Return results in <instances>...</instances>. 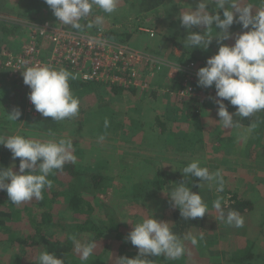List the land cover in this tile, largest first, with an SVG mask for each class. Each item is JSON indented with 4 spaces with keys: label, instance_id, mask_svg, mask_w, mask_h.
Wrapping results in <instances>:
<instances>
[{
    "label": "rangeland",
    "instance_id": "rangeland-1",
    "mask_svg": "<svg viewBox=\"0 0 264 264\" xmlns=\"http://www.w3.org/2000/svg\"><path fill=\"white\" fill-rule=\"evenodd\" d=\"M140 2L141 0H119L117 10L112 14H106L99 8H93L91 14L87 18L81 19L79 23L83 25L85 20L88 24L94 23L97 16L103 17L102 25L94 24L88 30L93 29L91 32H94L97 28H103L110 37H115L131 47L163 61L165 68L158 74L141 72L142 80L150 79L149 88L144 90L129 89L121 96L112 94L110 88L105 85H98L97 93L101 95L103 104L113 105L114 103V106L106 107L104 105L101 109L99 105L97 107L99 111L94 109L93 114L90 111L89 118L92 119L90 118L86 127L76 126L82 128L79 130L80 132L75 129L70 132H59L58 135L54 134L55 140L58 141L61 138L72 140L73 154L77 158L75 163L80 172L89 175L96 173L105 176L107 181L112 180L113 186H108V182H105L102 191L98 193L99 198L95 199L96 202L94 200L93 203L101 210L100 215L106 214L104 206L115 210L119 219L128 222L127 228L149 218L153 213L162 216L165 214V207L170 203V198L166 194L175 187V184H178L177 176H182L185 182L181 171L194 160H199L201 167H207L210 172L222 170L225 188L235 190L241 197L255 202L257 211L252 221L259 222L264 217V128L259 126L258 129V126H255L251 132H248L249 126L241 125L239 128L226 130L219 123L218 108L212 109L210 113L204 110L203 114L198 117L194 116L188 119L181 114L182 111L186 112L185 106L180 101L183 96L175 93L181 78L179 75L174 76L171 67L176 64L183 68L194 64L198 70L205 67L207 59L218 52L219 45L215 38L218 30L214 26L210 30L209 35L214 39L207 49L184 48L183 41L188 35V29L182 26L178 16L181 11H190L195 8L201 0H169L161 9L146 15L141 12ZM213 2V0H208L209 11L215 14V11H219V9H214ZM36 4V0L34 3L29 0H6V9L3 11L8 15L0 14V18L17 21L21 26V29L14 30V33L8 35L0 31V74L3 75L0 79L3 84L0 85L5 88L6 86L14 87L17 91L19 88L26 92V99H19L18 104L14 106V109L18 108L22 112L19 120L14 121L13 124V121L8 118L7 127L3 126L6 127L5 130L12 127L14 135H22L24 134L22 130L26 129V132L30 133L28 135L32 136L30 139L47 141L50 139L51 132L38 131L36 130L38 128L31 126L29 127L30 130L32 129L31 133L26 128V125L34 123V120L41 118L42 115L34 117L28 112V90L30 88L24 84L22 79H15L11 75V71L6 69L5 53L11 51L2 50L11 48L14 53H18L20 51L15 49V45L16 48H22L27 43L26 35L29 28L43 21L59 23L50 8L43 18L37 20L41 11L34 9ZM258 10L253 8L254 12ZM30 18H34V20ZM65 26L75 31H82V29L77 30L71 26ZM147 30L153 31L154 36L152 37ZM189 31L203 34L206 29L194 27ZM178 32L180 36L177 41L169 39L170 36ZM129 36L130 38L127 40ZM234 37L223 43L233 45ZM186 51L192 54L184 56ZM183 56L184 60L186 59L184 63L181 62ZM163 74L165 83L160 84L163 81L161 79ZM157 76L160 77V81L156 82ZM200 88L201 90L196 93L197 95L193 99L200 102L205 101L203 102L205 104L215 103L212 99L216 96L215 87ZM80 104L87 106L84 101ZM229 105L231 104L229 103ZM228 111L233 112L237 109L231 105ZM255 117H259V112L255 113ZM105 120L109 122L108 127L99 131L105 125ZM100 136L105 137L102 143L98 142ZM242 136H246V138H242ZM42 137L44 139H41ZM159 170L172 177V182L166 186L165 192L152 190V186L155 184L153 178ZM86 179L81 178L80 185L86 187ZM208 185L210 184L208 183ZM210 187L211 193H214L215 196L221 194L216 191L215 184H211ZM143 189L150 193L156 192L157 195L155 198L149 199H147L148 196L145 197L146 199L133 197L134 191ZM93 193L96 194L94 190ZM100 215H97L96 218H99ZM247 220L245 219V221ZM235 231L234 226L219 223L216 230V234H219V241L218 244L208 247L207 259L202 258L196 245L190 241H184L186 247V253L183 256L184 263L198 264L199 259H202L204 263L209 262L212 251L221 252L214 261L215 264L226 262V256L237 258L240 255V246H244L246 243L253 244L252 248L255 254H259L260 251L264 256V236L259 233V230L251 232L250 236L247 235L248 237L243 236L237 243L231 236V233ZM224 233L227 234L224 235ZM7 237L8 235L5 233L0 235V251L2 253L8 247L5 242H2ZM119 245L120 242L115 241V246H111L113 249L105 253V259L112 260ZM2 258L3 256L0 255V263H2ZM37 258L33 264H38ZM251 264H264V260L263 262L257 260Z\"/></svg>",
    "mask_w": 264,
    "mask_h": 264
},
{
    "label": "clouds",
    "instance_id": "clouds-1",
    "mask_svg": "<svg viewBox=\"0 0 264 264\" xmlns=\"http://www.w3.org/2000/svg\"><path fill=\"white\" fill-rule=\"evenodd\" d=\"M61 25L71 26L81 30V19L87 18L93 8H99L106 14L117 10L119 0H44ZM215 14L209 11L208 0L201 2L190 11H181L178 19L183 27L188 29V35L183 41L184 48L207 49L214 38L209 35L214 26L218 32L216 41L219 45L218 52L206 61V66L197 71L199 87H215L216 96L212 98L218 105L217 115L223 128H239L241 125L234 117L248 118L264 110V8L254 12L251 5L242 6L241 0H214ZM222 11L223 18L220 12ZM104 18L97 16L94 23H89L88 28L102 25ZM240 24L243 31L235 35V43L227 45L226 40L233 39L230 31L233 24ZM194 27H203L206 31L197 33ZM103 44V41H97ZM19 67H23L22 76L26 86L30 88L29 101L35 110L43 117H51L59 122L71 119L78 115L80 100L70 87V80L76 79L75 75L66 69H55L49 65L28 66L21 60ZM180 70V69H179ZM176 72V71H175ZM174 72V73H175ZM229 101L236 107L235 114L228 111L223 101ZM22 112L13 109L8 118L17 121ZM105 127L109 125L105 120ZM255 125H249L251 132ZM246 138V136H242ZM104 136L98 137V142H103ZM0 145L10 150L12 159H20L19 171L13 167L0 166V191H6L12 204L21 205L33 199L42 200L44 189L52 187L48 178L55 170L63 171L68 163H75L73 142L71 139L61 138L58 141L49 139L40 141L26 138L21 135H11L7 138L0 136ZM182 174L187 183L175 184V187L166 194L170 198V206L179 209L184 220L203 218L208 214V206L202 196L192 191L188 186L189 178L196 177L202 182L215 184L217 192H223L225 181L222 170L210 172L207 167H201L199 160H194L182 169ZM223 197L213 201V207L221 212V220L226 224L241 228L244 218L237 210H229L224 214L222 208ZM226 206V201L224 202ZM70 239L76 253L84 260L94 254L97 244L94 240L81 242L75 236ZM200 240L203 236L199 237ZM126 240L138 249L135 258L127 256L116 258L117 264H153L147 257L164 256L176 260L186 253L184 241L193 245L198 243V238L192 233H186L183 238L178 236L169 227V222L146 218L136 223ZM38 264H64L55 254L48 251L41 252Z\"/></svg>",
    "mask_w": 264,
    "mask_h": 264
},
{
    "label": "trees",
    "instance_id": "trees-1",
    "mask_svg": "<svg viewBox=\"0 0 264 264\" xmlns=\"http://www.w3.org/2000/svg\"><path fill=\"white\" fill-rule=\"evenodd\" d=\"M29 1L31 3L35 2V0ZM168 1L169 0H141V12L146 15L147 13L159 10L166 5ZM36 3L34 9L41 11L40 16L37 19L39 20L43 18V15L49 9V6L44 0H36ZM213 4L214 9H216L215 2H213ZM241 5H251L252 8L255 7L261 10L264 8V0H241ZM5 9L6 0H1L0 14L4 13V15H8V13L3 11ZM220 14L221 18H223L222 11ZM30 19L34 20V18ZM86 21L87 20L84 21L85 23L83 22L82 31H93V29L91 31L88 30V22ZM19 29H21V26L17 21L11 19L7 21L0 18V31L5 32V35L12 34L14 33V30ZM28 30H30V28ZM230 31L233 33V36H235L237 33H242L246 30L242 28V25L234 23ZM28 32L26 35L27 37ZM179 36L180 33L178 32L177 34L170 36L169 39L171 38L173 41H177ZM129 38L130 36L127 40H129ZM21 49L22 48H20L19 51H21ZM2 50L13 52V49L11 48H5ZM188 54L192 53L188 51L184 52V56ZM184 56L181 58L182 63L186 61V59L184 60ZM193 57L195 58V56ZM2 77L3 75L0 74V79ZM69 83L73 94L79 98L80 103L84 101L87 103V106L80 104L78 115L71 119H65L59 122L54 121L51 117L45 118L41 116V118L34 120V123L26 125L27 129L32 126L33 128H38L36 129L38 131L42 130L44 132H51L49 138L56 139L54 134L58 135L59 132H70L73 129L79 131L82 130L83 127H86L91 118H89L90 113L94 111V109L99 111L97 108L99 105L101 109L104 105L106 107L114 106V103L113 105L103 104L104 101L102 100L101 95L97 93L99 90L98 84L78 82L74 80H70ZM0 84L3 83L0 81ZM194 86L199 88L197 82L194 83ZM107 87L110 88L112 94H116L117 96H121L128 91L123 87L114 85ZM178 87H180V84H178ZM18 91L14 87L11 88L6 86L5 88L0 85V127L2 126L0 129V136L5 138L14 135L12 127L6 129L9 130V132H6L5 130L8 125V114H11L15 104H18L19 99H26L25 90L22 91L18 88ZM189 98L190 97H183L180 99L186 110L185 113L182 111L181 114L188 119L194 116L198 117L200 114H203L204 110H206L207 113H210L212 109L218 108L216 103L205 104L196 99ZM223 102L227 105L228 109L231 107L229 101L225 100ZM235 112L236 111L230 113L235 114ZM91 114H93V112ZM234 120L238 121L239 124L243 126L254 124L255 126H258V129L259 126L264 128V110L259 111L258 118H256L254 114L248 118L236 116L234 117ZM12 123L14 124V121ZM76 126H82V128ZM104 128H106L105 125L102 126L99 131H103ZM22 132L24 134L21 136L26 138L32 137L28 135L30 133L26 132V129L22 130ZM256 132H258V130H256ZM41 139L44 138L42 137ZM19 162V158L13 160L10 150L3 145H0V166L8 168L15 165L13 170L18 172ZM48 178L52 181V187H46L44 189L42 200L33 199L17 206L12 204L6 191H0V235L4 233L8 235L7 239L2 241L5 242L8 247L5 249L4 253L0 251V255L3 256L2 263L0 264H33L37 256L44 251L55 254L58 259L64 260V264H117L116 258L118 257L127 256L128 258H135L138 255V249L133 246L130 241L126 240V237L133 230L134 226L127 228L126 224L128 222L119 219L115 210L108 206H104V208H106L104 213L106 214L100 215L99 212L101 210L93 203L95 199L99 198L98 193L102 191L105 182H108V186H113L112 180L107 181L105 176L96 173H91L90 175L82 173L77 169L76 163L66 164L63 171L55 170ZM81 178H87L85 180V182H87L86 187L80 185ZM176 178L178 183H187V181H183L182 176H177ZM153 182L155 184L152 186V190L164 191L166 186L170 185L172 182V177L169 176L168 173L159 170L153 178ZM199 184L200 181L198 178H189L188 186L191 187L193 192L200 194L203 201L208 206V214H206L205 217L186 221L180 215L179 209L172 208L170 203H168L165 207L166 212L163 216L158 214L155 215L153 213L149 218L154 216L157 220L169 222V227L181 238H183L186 233H192L198 238L196 246L200 251V255L203 259H207L206 251L208 247L215 245L216 243L218 244L219 241V234H216L218 224H226L225 221L220 218L221 212L213 207V201L218 197H223L222 208L225 217L229 210H237L243 216L244 221L245 219L249 220V222L248 220L245 221L243 227H235L236 231L231 233V236L236 243L240 241L243 236H250L251 232L256 230H259V233L264 236V217L259 222L252 221L257 211L255 208V202L246 197H241L235 190H231L230 188H224V191L221 192L219 196H215L214 193H211V187L208 185V182H202L200 187L198 186ZM93 190L96 194L93 193ZM147 192L146 189L136 190L134 191L133 197L144 199L148 196L147 199H149L155 198L157 195L156 192ZM225 201L226 206L224 204ZM97 215H100L99 218H96ZM215 219L218 220V223H216ZM225 234L227 233H224V235ZM71 236H75L78 240H81V242L94 240L97 244L94 254L87 260L82 259L74 249V245L70 239ZM200 236H203L202 240L199 239ZM115 241L120 242L116 255L112 260L105 259V253L113 249L112 247L115 246ZM252 246L253 244L251 243H246L244 246H240V255L238 257L236 256L237 258L226 256V262L223 261L219 264H245L247 262L251 264L257 260L263 262L264 256L262 253L259 251V254H255ZM8 250H10V252H8ZM211 253L212 257L209 259L210 261L207 260L209 262L204 263L202 262V259H199V263H197L215 264L214 261L221 252L212 251ZM147 258L151 259L154 262L153 264H185L183 256L176 260L167 259L164 256Z\"/></svg>",
    "mask_w": 264,
    "mask_h": 264
},
{
    "label": "built area",
    "instance_id": "built-area-1",
    "mask_svg": "<svg viewBox=\"0 0 264 264\" xmlns=\"http://www.w3.org/2000/svg\"><path fill=\"white\" fill-rule=\"evenodd\" d=\"M147 32L154 36L153 31ZM97 41H103V44ZM21 60L26 61L28 66L49 65L55 69H66L75 75L74 81L114 85L127 90L149 88L150 79L142 80L141 72L158 74L165 68L163 61L115 37H110L103 28H97L94 32L75 31L52 21L32 26L28 42L20 52L5 53V67L18 80H23L21 74L23 67L18 66ZM171 69L174 76L179 75L181 78L180 87L175 93L195 98L196 93L201 90L200 87L194 86L197 82L198 68L194 64L186 68L176 64ZM28 91L30 93V90ZM203 102L205 101L201 103ZM28 112L34 117L41 115L30 101Z\"/></svg>",
    "mask_w": 264,
    "mask_h": 264
},
{
    "label": "crops",
    "instance_id": "crops-1",
    "mask_svg": "<svg viewBox=\"0 0 264 264\" xmlns=\"http://www.w3.org/2000/svg\"><path fill=\"white\" fill-rule=\"evenodd\" d=\"M12 47H13V46H12ZM15 49H16V50H18V49L20 50V48H16V45H15ZM16 53H17V52H16ZM148 76H149V75H148ZM148 79H149V78H148ZM161 79H162L163 81H162L160 84L165 83V75H164V74L162 75ZM157 81H160V77H159V76H157V80H156V82H157Z\"/></svg>",
    "mask_w": 264,
    "mask_h": 264
}]
</instances>
